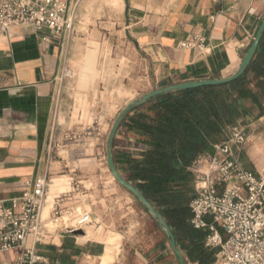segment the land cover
Here are the masks:
<instances>
[{
  "label": "crops",
  "instance_id": "1",
  "mask_svg": "<svg viewBox=\"0 0 264 264\" xmlns=\"http://www.w3.org/2000/svg\"><path fill=\"white\" fill-rule=\"evenodd\" d=\"M65 1L76 10L75 33H95L90 23L93 13L108 0ZM263 19L264 0H122V13L115 24L122 29L120 35L150 61L155 89H161L233 75ZM194 36L204 38L203 46L182 48L181 44ZM72 54L78 56L82 72L97 58V50L85 48L78 39L62 42L46 31L16 27L9 35L0 36V200L19 197L23 183L47 177L51 182L45 218L57 204L64 214H70L84 205V198L95 196L102 211L91 214L99 225V219L108 216L104 205L114 201L120 185L99 141L92 143L87 137L83 142L82 137L77 143L68 141V86L61 77ZM248 103L253 102L248 100L245 106ZM254 107L240 119L248 140L239 155L245 170L260 174L264 172V99ZM100 130L105 132V126ZM143 148L140 137L121 125L113 153L123 177L127 176L126 162L141 158ZM205 220L212 221L209 216ZM105 223L112 222L103 220ZM84 233H61L52 243L35 244L44 258L39 264H103L110 237L106 240L96 231L95 237L87 230ZM155 249L129 256L121 243L115 264H134V260L135 264H157L160 256L151 257ZM206 249L215 264L218 249ZM20 254V250L0 253V263L11 264ZM183 255L188 264H198Z\"/></svg>",
  "mask_w": 264,
  "mask_h": 264
},
{
  "label": "built area",
  "instance_id": "2",
  "mask_svg": "<svg viewBox=\"0 0 264 264\" xmlns=\"http://www.w3.org/2000/svg\"><path fill=\"white\" fill-rule=\"evenodd\" d=\"M75 20L76 10L65 0H0L1 37L24 27L49 32L68 43L75 33ZM204 42L203 37L194 36L181 46L202 47ZM72 74L66 65L61 81ZM247 140L243 126L230 127L225 140L214 145V152L201 157L192 168L196 195L190 203V224L207 233L206 248L218 249L215 264H264V172L256 174L241 165L239 152ZM50 182L47 177L27 181L19 197L0 200V253L21 251L11 264L41 263L44 258L35 244L52 243L61 233L85 232L93 223L87 211L67 220L69 214L58 204L45 218Z\"/></svg>",
  "mask_w": 264,
  "mask_h": 264
},
{
  "label": "trees",
  "instance_id": "3",
  "mask_svg": "<svg viewBox=\"0 0 264 264\" xmlns=\"http://www.w3.org/2000/svg\"><path fill=\"white\" fill-rule=\"evenodd\" d=\"M261 99L264 34L248 71L239 79L157 97L133 109L122 123L140 137L144 147L141 158L126 162L125 178L165 218L192 263L213 264L204 245L207 233L190 224V203L196 195L192 168L201 157L212 154L214 145L222 143L228 129L243 118L248 110L245 102L260 106Z\"/></svg>",
  "mask_w": 264,
  "mask_h": 264
},
{
  "label": "rangeland",
  "instance_id": "4",
  "mask_svg": "<svg viewBox=\"0 0 264 264\" xmlns=\"http://www.w3.org/2000/svg\"><path fill=\"white\" fill-rule=\"evenodd\" d=\"M121 13L122 0H108L105 7L101 4L96 7L90 22L96 29L95 33H74L71 37L72 41L78 39L85 48L97 50L96 62L82 72L78 56L70 55L67 65L73 74L64 79L68 86L69 143L81 141L80 137L82 142L85 137L92 138V143L99 141L103 145L104 154L108 135L116 118L124 110L122 108L131 100L157 90L150 61L120 35L123 32L115 24V19L120 18ZM247 105V109L255 108L254 103ZM237 124L244 126L240 120ZM103 125L105 132L100 130ZM119 187L120 193L114 195V201L104 205L108 216L99 219V225L94 220L86 227L90 237H95L96 231L106 240L109 237V240L117 239L129 256H135V251L147 252L156 247L151 257L160 256L161 262L157 260V264H165L166 261L168 264H178L162 230L156 227L133 195ZM83 203L66 219H72L83 211H102L95 196L84 198ZM103 220L112 223L103 224ZM99 226L101 228L97 229Z\"/></svg>",
  "mask_w": 264,
  "mask_h": 264
},
{
  "label": "water",
  "instance_id": "5",
  "mask_svg": "<svg viewBox=\"0 0 264 264\" xmlns=\"http://www.w3.org/2000/svg\"><path fill=\"white\" fill-rule=\"evenodd\" d=\"M263 34H264V19L239 69L233 75L229 77L219 78V79H210V80H204V81H191V82L175 84V85L167 86L161 89L154 90L150 93H147L143 95L142 97H140L139 99L132 101L124 108V110L116 118L111 128V131L108 135L107 143H106V157H107V164H108L109 170L111 171V174L113 175L117 183L121 187L126 189L128 192H130L133 195V197L139 202V204L148 212L151 218L154 219V221L159 225V227L161 228L162 232L164 233V235L166 236L168 240L169 246L173 254L177 257L179 264H188V263L183 255V252L181 251L180 247L177 244L176 237L171 227L169 226L165 218L159 213V211L147 200V198L143 195V193L133 183L125 179V177H123L121 173L119 172V170L117 169L115 165V159H114V153H113L115 140L117 138L120 127L123 121L125 120V118L128 116V114L133 109L139 108L143 106L144 104H146L147 102L157 97L168 95V94L175 93V92L197 89L201 87L222 86V85L232 83L235 80L242 77L248 71L258 51ZM72 234L76 236H82L85 233L83 231H75Z\"/></svg>",
  "mask_w": 264,
  "mask_h": 264
},
{
  "label": "bare ground",
  "instance_id": "6",
  "mask_svg": "<svg viewBox=\"0 0 264 264\" xmlns=\"http://www.w3.org/2000/svg\"><path fill=\"white\" fill-rule=\"evenodd\" d=\"M121 244L117 239H111L107 242V249L103 258V264H115L121 252Z\"/></svg>",
  "mask_w": 264,
  "mask_h": 264
}]
</instances>
